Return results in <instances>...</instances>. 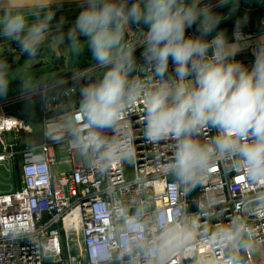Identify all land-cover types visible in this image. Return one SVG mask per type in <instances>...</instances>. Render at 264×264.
I'll use <instances>...</instances> for the list:
<instances>
[{
  "label": "clouds",
  "instance_id": "obj_1",
  "mask_svg": "<svg viewBox=\"0 0 264 264\" xmlns=\"http://www.w3.org/2000/svg\"><path fill=\"white\" fill-rule=\"evenodd\" d=\"M53 2L0 0V39L15 44L25 59H34L55 20ZM80 7L66 31L65 21H56L55 39L66 42L72 56L89 51L103 70L95 82L81 84L78 114L74 124L67 122L81 155L92 152L107 160L122 151L133 161L131 138L114 151L115 140L103 133L115 132L128 107L142 101L146 138L174 142L172 158L163 167L178 184L192 191L211 167L227 160L264 189V46L254 51L251 66L244 65L226 32L218 30L225 15L202 0H82ZM217 7L231 14L239 0H219ZM133 25L141 44L128 39ZM194 25L198 35L188 34ZM137 48L143 49L139 58ZM141 66L150 70L145 79L135 75ZM15 80L22 98L31 102L37 88L33 78L0 59V97ZM74 80L80 82V77ZM205 130L214 135L202 141ZM218 236L237 250L249 247L236 220ZM224 264L242 260L229 255Z\"/></svg>",
  "mask_w": 264,
  "mask_h": 264
},
{
  "label": "built area",
  "instance_id": "obj_2",
  "mask_svg": "<svg viewBox=\"0 0 264 264\" xmlns=\"http://www.w3.org/2000/svg\"><path fill=\"white\" fill-rule=\"evenodd\" d=\"M218 3L202 0L216 10ZM132 27L128 39L141 44L140 31ZM187 33L197 35L194 26ZM252 37L233 33L236 42ZM259 45L264 46V38L250 47ZM142 51L137 48L138 58ZM236 58L246 66L254 61V55ZM149 71L141 66L135 75L145 79ZM59 85L31 95L42 99L44 126L42 140L31 147L20 149L19 140L33 134L26 120L4 108L27 98L0 104V167L16 157L22 162V187L0 191V264H224L229 255H239L242 264H264V205L259 202L264 189L227 160L211 167L192 191L178 184L163 167L174 142L146 138L142 101L128 107L115 132L103 133L115 140L114 151L131 138L133 161L115 151L107 160L89 152V159L75 163L80 150L67 122L74 124L77 106L50 95ZM68 107L67 113L50 117ZM210 135L205 130L199 138L206 141ZM232 220L243 229L246 251L218 236Z\"/></svg>",
  "mask_w": 264,
  "mask_h": 264
},
{
  "label": "rangeland",
  "instance_id": "obj_3",
  "mask_svg": "<svg viewBox=\"0 0 264 264\" xmlns=\"http://www.w3.org/2000/svg\"><path fill=\"white\" fill-rule=\"evenodd\" d=\"M80 5L81 4L53 7L56 9L55 20L50 26L48 38L40 47L46 50L38 53L34 59H25L15 44L0 39V59L7 60L14 71L18 69L27 71L37 85L36 91L43 89L49 84H60L51 94H59L61 99L67 101L71 107L78 106L80 102L79 89L81 84L95 82L100 78L103 72V70L95 66L94 61L91 60V53L89 51L85 50V52L79 56H72L67 50L66 42L64 45L56 42L55 37L58 34L56 21L63 19L65 21L64 28L66 31L71 27L73 21L81 11ZM259 18L261 17L259 16ZM259 18L251 17L247 21H241L236 26L235 30H243L246 28L254 31L259 28L256 26L257 23H259ZM77 75L80 77V82L74 80V77ZM8 92L12 93L10 96L22 95L19 80H15L11 83ZM13 105L15 104H10L7 110L12 111L11 107H13ZM38 118H41V116L38 115L36 119ZM34 124L38 125L37 128L34 127ZM34 124L33 134L29 136L25 135L19 140L20 149L37 145L42 140L43 130L38 122ZM91 155L92 154H88L84 156L81 155L80 152H76L74 154L75 163L79 164L85 161L86 158L89 159ZM64 158L65 154L63 152L62 154L60 153L59 160L63 161ZM59 168L65 170L67 167L66 165H60ZM21 170L22 162L20 157H16L12 160L7 167H0V191H7L12 188L20 189L22 187ZM185 264L193 263L186 261Z\"/></svg>",
  "mask_w": 264,
  "mask_h": 264
},
{
  "label": "crops",
  "instance_id": "obj_4",
  "mask_svg": "<svg viewBox=\"0 0 264 264\" xmlns=\"http://www.w3.org/2000/svg\"><path fill=\"white\" fill-rule=\"evenodd\" d=\"M217 12H219L222 15H225V19L221 22V24L219 25V29L218 30H224L226 32V35L229 39V42L234 43V49L235 50H239L238 53L242 54V58L245 59H252L253 58V53L255 51V47H250L251 45H255L256 43H259L260 40L264 37L259 36V34L264 30V0H239V7L238 9L229 14V9L228 8H219L218 10H216ZM259 13V14H257ZM254 14H257L255 16H253ZM262 14V15H260ZM254 18H259V16L261 18H259V23H257V27H259L256 30H249V29H243V30H235L236 26L239 24V22L241 21H247L249 18L251 17ZM263 28V29H262ZM194 29L196 34L198 35V32L196 31V26L194 25ZM235 31H240L242 34L244 35H252L253 37L242 41V42H236L234 41L233 38V33ZM260 37V38H259ZM1 48V47H0ZM12 93H9L6 96L0 97V104L3 103V101H6L8 99H11L12 97H15L16 95H11ZM68 103V102H67ZM15 105H13V107H17V111H14L17 113H19L18 115L25 119L27 122V126L32 130L33 133V126L35 125L34 123L40 124V127L43 130V123L41 118L36 119V117L39 115L41 116V111H42V107H40V109H36V105L37 102L35 100H31V102H29V100L25 99L19 102L14 103ZM9 106V105H8ZM8 106H4L5 111L10 112L8 109ZM13 112V110L11 111ZM10 112V113H11ZM15 114V115H16ZM59 115H55L54 117H57ZM34 119V120H32ZM37 121V122H35ZM40 122V123H39ZM34 124V125H33ZM38 125H35L34 127L37 128ZM66 170V169H65Z\"/></svg>",
  "mask_w": 264,
  "mask_h": 264
},
{
  "label": "trees",
  "instance_id": "obj_5",
  "mask_svg": "<svg viewBox=\"0 0 264 264\" xmlns=\"http://www.w3.org/2000/svg\"><path fill=\"white\" fill-rule=\"evenodd\" d=\"M221 9V8H220ZM218 10V9H217ZM50 95H52V94H50ZM28 100V99H27ZM31 100H35L36 102H37V105H36V109H40V107H42V99H41V97L40 96H36V97H33V98H31ZM69 104V103H68ZM12 108V110H13V114H16V112H14V111H17V107H11ZM69 109H70V107H68V108H66V109H64V110H62V111H57V112H54V113H52L51 115H50V117H53V116H55V115H62V114H65V113H67L68 111H69ZM11 112V111H10ZM19 113H17L16 115H18ZM19 116V115H18Z\"/></svg>",
  "mask_w": 264,
  "mask_h": 264
},
{
  "label": "water",
  "instance_id": "obj_6",
  "mask_svg": "<svg viewBox=\"0 0 264 264\" xmlns=\"http://www.w3.org/2000/svg\"><path fill=\"white\" fill-rule=\"evenodd\" d=\"M82 0H54L52 7L65 6V5H76L81 4ZM186 2H191V0H186ZM46 50L45 48H40V51ZM24 57V56H23ZM25 58V57H24Z\"/></svg>",
  "mask_w": 264,
  "mask_h": 264
}]
</instances>
